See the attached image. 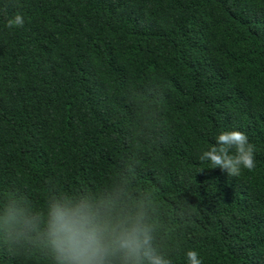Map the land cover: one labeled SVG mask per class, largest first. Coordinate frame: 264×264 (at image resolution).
I'll return each instance as SVG.
<instances>
[{
    "label": "trees",
    "instance_id": "1",
    "mask_svg": "<svg viewBox=\"0 0 264 264\" xmlns=\"http://www.w3.org/2000/svg\"><path fill=\"white\" fill-rule=\"evenodd\" d=\"M233 130L230 177L198 157ZM53 197L144 212L172 264H264V0H0V264H56Z\"/></svg>",
    "mask_w": 264,
    "mask_h": 264
},
{
    "label": "clouds",
    "instance_id": "2",
    "mask_svg": "<svg viewBox=\"0 0 264 264\" xmlns=\"http://www.w3.org/2000/svg\"><path fill=\"white\" fill-rule=\"evenodd\" d=\"M23 23L16 14L7 27H22ZM214 141L199 155L201 163L208 162L211 169L219 168L230 177L255 168L254 145L243 132L223 131ZM179 215L184 219L189 214L181 207ZM45 217L43 240L56 264H172L156 244L154 228L142 211L134 215L117 211L111 200L53 197ZM2 219L10 236L34 230L39 220L15 203L6 207ZM186 259L188 264H202L194 250L186 253Z\"/></svg>",
    "mask_w": 264,
    "mask_h": 264
}]
</instances>
